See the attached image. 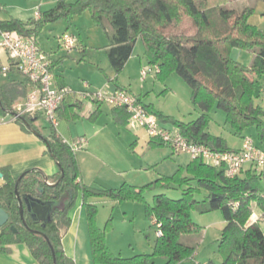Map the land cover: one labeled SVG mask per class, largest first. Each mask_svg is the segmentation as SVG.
Masks as SVG:
<instances>
[{"label":"trees","instance_id":"obj_1","mask_svg":"<svg viewBox=\"0 0 264 264\" xmlns=\"http://www.w3.org/2000/svg\"><path fill=\"white\" fill-rule=\"evenodd\" d=\"M225 0H57L56 5L40 11V18L23 21L17 18L0 20V31H18L35 38L51 23L69 20L74 16L91 14L93 22L100 26L108 38L105 47L111 67L120 74L135 44L142 39L149 63L160 66V77L177 72L192 88L193 104L202 114L192 121H181L157 110L153 103L144 106L160 121L171 122L191 142L203 145L213 152H230L226 139L208 131L210 113L214 108L226 112L227 121L235 133L242 135L246 128L255 126L259 143L264 149V109L255 103L259 81L252 75L264 77V30L249 22L253 8L238 10L228 8ZM84 48L85 54L98 50ZM239 48L254 53L251 65H244L232 57ZM59 61H53L51 70L58 86H66L62 76L55 72ZM11 71L19 73L12 67ZM10 71V72H11ZM5 73L0 66V75ZM20 74V73H19ZM108 81L114 79L107 76ZM30 80L0 82V111L7 114L30 88ZM82 102L64 100L58 108V119L73 122L81 118ZM101 114L96 110L89 119L96 120ZM112 114L119 127H127L130 113L125 107H114ZM42 115H23L17 119L31 127L34 119ZM49 133L45 138L48 152L57 162L59 171L54 176L40 169H30L21 174L18 192L21 198L40 199L53 205L63 197L62 208L51 209L46 222L40 221L24 202L23 217L16 195L17 180L9 167L0 169L3 184L0 186V206L9 213V221L0 228V246L4 252L16 243L26 244L40 264H75L63 248L64 232L71 225L70 209L79 194L88 221L93 261L96 264H149L159 256L165 264H177L194 258L197 245L184 242L186 236L201 237L203 228L194 222L192 211L201 213L220 210L226 222L218 244L221 262L210 260L208 264H264V231L259 220L252 221L253 204L264 211V170L247 164L241 173L227 176L223 168L194 158L170 176H162L144 186L124 183L120 187H96L83 182L81 165L75 149L66 142L57 126L48 121ZM166 143L151 137L149 145L162 147ZM47 177V182L45 181ZM60 180V181H59ZM196 180L194 186L192 182ZM180 186L182 197L169 198L155 194L153 203L145 199L147 190L167 189ZM207 191L205 199L196 195ZM92 198L112 201H137L146 203V213L161 224L162 235L157 236L152 254L122 257L114 254L107 245V233L113 227L110 217L104 227L97 223L98 207ZM16 228V232L12 230ZM157 230V227H156ZM55 253V261L53 258Z\"/></svg>","mask_w":264,"mask_h":264},{"label":"rangeland","instance_id":"obj_2","mask_svg":"<svg viewBox=\"0 0 264 264\" xmlns=\"http://www.w3.org/2000/svg\"><path fill=\"white\" fill-rule=\"evenodd\" d=\"M6 1L23 3L26 0ZM223 4L228 8H235L238 10L253 8V12L249 17V22L264 30V0H225ZM87 16H90V13L83 16L79 15L73 18L71 17L69 20H60L49 26L47 25L39 35V42L44 51L54 55L62 54L66 56V60L64 64L61 65L60 71L66 74L69 83L77 84L78 87H80L79 82H82L83 79L89 80V78L86 77H92V75H94L96 80H100L101 87L93 90H98L105 88L109 83H112L108 80L105 81V74L99 68V66H107L108 57L106 55L105 46L103 45L108 42V38L105 35L104 30L100 26L96 25L91 17H89V19ZM64 33L74 34V36L78 39L79 44L80 42H83L86 46H89V48L90 46H95L94 48L97 49V52H100V54L97 56L96 54H87L84 57L85 54L82 51V47L76 50L74 48L71 51L65 50L60 46L59 42L60 36ZM133 53L135 56L133 64L129 67L128 73L127 71L125 73L130 74V78L124 74V77L126 76L127 80L131 83L130 86H128V91L130 93L142 98V100L147 104L153 103L156 109L158 108L163 110L169 116H172L175 119H181L185 122L195 120L202 114L201 109L193 104L192 88L177 72H172L162 78L159 76L158 71L154 68L151 73H148L145 77L142 76V70H148L150 66L156 65L149 63L142 39H139L135 44ZM82 57L84 58L83 60ZM91 57H94V59ZM232 57L242 64L249 66L253 62L254 53L235 48L232 51ZM114 76L117 77L118 74L114 72ZM252 77L259 81L257 84L258 97L255 99V103L264 107V77L260 78L257 75H252ZM74 91L79 92L82 90ZM107 107V104H105V108ZM210 117L211 119L208 125V131L214 135L224 137L231 148L240 149L245 137H251L256 143H259L255 126L246 128V131H244L242 135L236 134L231 124L227 121L226 112L223 109L214 108L210 113ZM84 119L85 118H83L82 121L80 120L78 126L76 127L80 131L82 130L81 128L84 124L83 122H87ZM38 123L42 126V130H44V132H49V123L45 116L42 115L39 118ZM162 124L165 127L174 128V125L171 122H162ZM112 126H114V130L116 132H121V137L116 140L114 145L108 147L109 154L106 156L108 163L118 167L120 165L113 162V157H116L117 159L118 156L123 157L126 155L128 158L130 157L131 160L133 158H139L140 164H136L137 162L135 163V160L133 159V161H131V163L133 162L132 164L127 162L124 163L123 166L125 168H129L131 165H137V167L142 165L144 169L141 174L135 173L136 171H132L129 175L121 176L119 178L120 184L116 187H120L124 183L134 185L135 182H137L135 185L144 186L162 176L175 174L180 165L186 166L192 160V157L188 153L175 152L170 145H164L162 147L150 146L149 140L151 139V136L148 134L146 129L142 127H136L134 125L119 127L113 124ZM135 141L137 142L135 143ZM105 170H107V168ZM101 184H95L94 186L101 188L108 187L102 186ZM196 184L197 181L194 180L192 185L195 186ZM161 193L166 194L169 198L179 199L182 197L183 188L176 186L174 188L158 189L153 191L147 190L145 192V198L147 201L152 203L154 195ZM207 194V191L203 190L201 194L196 195V200L202 202ZM96 199L105 200L95 203L98 207V214L100 213L101 217L105 219L103 225L105 226L110 217H112L113 220L115 217L118 229L121 228V230H124V226L118 221V217L121 214V208L118 206L116 209H113L112 200L110 199ZM64 200L65 198L63 197L59 201L54 202L52 206L53 209L62 208ZM138 206L140 210L142 208V213L146 214V203L139 202ZM253 210L257 216H262L264 214L262 207L257 206L256 203L253 204ZM192 217L194 222L203 228L202 236H185L182 240L184 242L197 245V251L199 254L197 260L202 264H208L210 260H220L221 256L218 252V244L221 238L222 229L225 227L221 211L214 210L208 213H201L198 209H194L192 211ZM260 225L264 230V219L260 221ZM155 237L156 232L153 233L152 239H155ZM154 260L155 263H153ZM162 262L163 259L158 256L151 261V264H161ZM20 263L27 264L26 262H22V260L13 259L11 251L4 252L0 248V264Z\"/></svg>","mask_w":264,"mask_h":264},{"label":"crops","instance_id":"obj_3","mask_svg":"<svg viewBox=\"0 0 264 264\" xmlns=\"http://www.w3.org/2000/svg\"><path fill=\"white\" fill-rule=\"evenodd\" d=\"M69 1L75 2L71 0ZM56 3L57 0H26L23 3H13L6 0H0V20H7L13 17L23 21H27L35 18V14L37 12L46 11L53 8ZM87 13L89 12H85L83 15H87ZM87 17H91V14ZM51 24H48V26ZM39 35L37 37L38 42ZM84 44L85 43L80 42V46L78 45L75 50L81 48ZM107 44L108 42L103 46L106 47ZM84 46L89 48V46H86V44ZM94 47L95 46H90V48ZM83 49L84 48H82V50ZM95 54L97 56L98 54H100V52H96ZM52 55L53 61H59V64L55 67V72L58 75L62 76L63 82L66 86L74 90H84V82H88L90 84V89L92 90L101 87L100 80H96L94 78V75H92V77H86L89 78V80L83 79L82 82H79L80 87H78L77 84L69 83L66 74L60 71L61 65L64 64L66 60V56L62 54ZM134 57L135 56L133 53L126 63L122 73L117 77L114 76V71L112 70L109 60L106 67L99 66L100 70L105 74V81L108 80L106 78L107 76L113 77L114 79V82L112 83L107 82L109 83L107 86L110 91H114L117 88L129 90L128 86H130L131 83L127 80L126 76L124 77V74L126 73V71L128 73L129 67L133 64ZM91 58L94 59V57ZM83 59L84 58L82 57V60ZM8 62L9 59L6 51L1 49L0 66L3 67L4 65H7ZM125 75L130 78V74ZM22 78L23 76L21 74L11 71L0 75V82L6 83L12 80H21ZM55 84L58 86L56 78ZM24 99L25 96L21 98L17 103L22 102ZM70 99L74 103H83L80 113L81 118L73 122H68L65 119H59L57 130L66 142H68L70 145L73 144L75 146L74 149L77 153L81 165L83 182L91 186L102 183V186L116 188V186L120 184L119 178L121 176L129 175V173L132 171H136L135 173L141 174L144 170L142 165H139V167H137V165H131V167L129 168H125L123 166L125 162L132 164L133 162L131 163V161H133V159L135 160V163L137 162L136 164H140L139 158H133L131 160V158H128L126 155H124L123 157L118 156L117 159L116 157H113V162H116L118 163V165H120L118 167L111 165V163H108L107 161L108 159L106 156L107 154H109L108 147L114 145L116 140L121 137V132H116L114 130V126H112V124L117 125L112 114V109L114 108V106H111L106 102L98 103L94 100H85L80 98L79 96L71 97ZM144 103L147 104L146 102ZM105 104H107V108H105ZM261 107L264 109L263 106ZM96 110H100L101 114L96 120L91 121L89 117ZM157 110L166 114L161 109L157 108ZM83 118H85L84 120L87 122H83L84 124L81 128L82 130L80 131L76 127L78 126L79 121H82ZM38 120L39 119H34L33 125L31 127L24 126L17 120H13L10 114H4L0 111V169L8 166L9 172L13 179H18L21 174L30 169H40L49 176H54L59 171L57 162L48 152L47 141L44 138L48 135L49 132H44V130H42V126L38 123ZM128 126H130L129 121L127 127ZM174 128L178 127L174 126ZM82 137L85 138L86 142L84 143V145L80 146L78 144V140ZM136 142L137 141H135V143ZM241 146H243V143ZM181 166L183 165H180L178 168H180ZM106 168L107 170H105ZM247 168L248 166H246V169ZM3 182V176L0 172V186L3 184ZM135 184H137V182H135ZM91 200L94 203L105 201L98 200L96 198H93ZM146 202L149 204L153 203H150L147 200ZM138 203L139 202L136 201H112L113 209H116L118 206L121 208V214L118 217V221L121 222V225L124 226V230H121V228L118 229L116 218L114 217L113 227L107 233V245L116 255L128 258L139 254H152L154 251V244L157 233L155 239H152V237L153 233L156 232V219L150 218L147 213L143 214L142 208L140 210ZM69 216L71 218V225L64 232L62 238L65 253L75 261V264H96L94 263L92 257L88 221L86 218L81 194H79L75 205L70 209ZM255 216L261 217L257 216L256 213ZM254 218L255 217L253 216L251 220L255 221ZM262 219H264V217H262ZM104 220L105 219H103L99 213L97 223L100 227L104 226ZM10 251L12 254V258L15 260H22V262H26L27 264H40L31 254L29 247L24 243H16L11 245ZM198 255L199 254L197 251L194 258L183 260L177 264H193L196 261L199 262L197 260ZM155 257H152L149 264H151V261ZM165 262L166 261L163 259V262L161 264H165ZM220 262L221 258L220 260L215 261V263ZM153 263H155V260L153 261Z\"/></svg>","mask_w":264,"mask_h":264},{"label":"built area","instance_id":"obj_4","mask_svg":"<svg viewBox=\"0 0 264 264\" xmlns=\"http://www.w3.org/2000/svg\"><path fill=\"white\" fill-rule=\"evenodd\" d=\"M40 18V12L35 14ZM60 46L71 51L79 44L74 34L64 33L59 39ZM5 50L9 62L2 67L3 71L10 72L16 68L19 73L30 80V88L22 102L16 103L8 111L13 120L23 115L45 116L47 121L58 124L57 111L62 102L68 98L79 96L85 100H94L98 103L106 102L114 107H125L130 113V125L139 126L148 132L151 137L158 138L170 145L175 152L188 153L192 159L202 158L205 162L223 168L229 177L237 176L247 164H252L259 170H264V149L257 146L251 137H245L240 149L230 152H213L203 145L189 141L179 128L165 127L159 118L151 113L141 101V98L123 88L110 91L108 86L98 90L90 89L85 82V89L79 92L68 86L59 87L55 84V75L51 70L53 55L44 51L37 38L24 36L18 31H0V50ZM154 68L160 72V66H150L142 70V76L151 73ZM86 142L82 137L78 140L80 146ZM75 147L73 144L71 145ZM264 198V194H263ZM254 220L260 217L253 215ZM157 236L162 235L161 224L156 223ZM193 264H202L194 262Z\"/></svg>","mask_w":264,"mask_h":264},{"label":"water","instance_id":"obj_5","mask_svg":"<svg viewBox=\"0 0 264 264\" xmlns=\"http://www.w3.org/2000/svg\"><path fill=\"white\" fill-rule=\"evenodd\" d=\"M48 146V143H47ZM22 177V176H20ZM19 178L17 180V184H16V195L18 198V202H19V207H20V212L21 215L23 217V211H24V202L26 203L28 209L42 222H46V220L48 219V216L51 212L52 206L51 204H47L42 202L40 199H33V198H28L25 197L24 200L21 198V196L19 195L18 192V185L20 182ZM45 181L47 182V177H45ZM60 181V180H59ZM9 221V213L0 206V228L3 227L7 222ZM12 230H14V232H16V228L14 226H12ZM53 258L55 261V253L53 251Z\"/></svg>","mask_w":264,"mask_h":264}]
</instances>
